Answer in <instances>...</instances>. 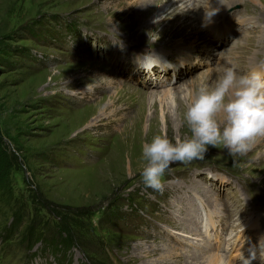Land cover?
Instances as JSON below:
<instances>
[{
  "label": "rangeland",
  "instance_id": "rangeland-1",
  "mask_svg": "<svg viewBox=\"0 0 264 264\" xmlns=\"http://www.w3.org/2000/svg\"><path fill=\"white\" fill-rule=\"evenodd\" d=\"M191 1L151 32L144 0H0V264H241L258 243L264 264V140L172 164L163 191L140 175L144 142L188 138L201 79L264 71V0H225L222 26ZM186 15L190 38L161 35ZM125 137L130 162L103 171Z\"/></svg>",
  "mask_w": 264,
  "mask_h": 264
},
{
  "label": "clouds",
  "instance_id": "clouds-1",
  "mask_svg": "<svg viewBox=\"0 0 264 264\" xmlns=\"http://www.w3.org/2000/svg\"><path fill=\"white\" fill-rule=\"evenodd\" d=\"M217 3V7H211L208 0L205 26L212 22L219 6L228 7L225 0ZM158 63L151 54L139 61L142 70L149 73ZM237 67L227 59L214 80L209 83L201 79L183 114L188 138L173 142L157 134L142 144L144 167L140 175L145 187L163 191V177L172 164L203 160L209 146L223 147L229 156H239L264 140V71L239 73ZM258 246L250 245L247 257L241 252V264H252L257 259Z\"/></svg>",
  "mask_w": 264,
  "mask_h": 264
},
{
  "label": "bare ground",
  "instance_id": "bare-ground-1",
  "mask_svg": "<svg viewBox=\"0 0 264 264\" xmlns=\"http://www.w3.org/2000/svg\"><path fill=\"white\" fill-rule=\"evenodd\" d=\"M151 1V0H150ZM149 0H144V2L142 3L143 7L142 9H144L143 11H145V14L148 15V13L153 10L154 8L156 10L153 11V15L150 17V21H152V23H150L148 25V27H151V32L154 31L156 29V26H154V24L165 18L166 16H170V18L172 17H175V16H178L179 13H182L184 14V12H182L180 9L181 8H184L183 6L185 4H192V1L191 0H170V2L168 0H158V1H155V6L151 7V3L152 1L150 2ZM149 5V7H148ZM147 6V7H146ZM232 6V5H231ZM223 8V7H222ZM229 7H224L223 8V11H227ZM149 9H151L149 11ZM141 12V11H140ZM223 13L222 12L221 14L219 13L218 15H215L212 20H215L216 21H219V25H223ZM143 15V14H142ZM226 16V15H224ZM187 18V15L186 17L181 20V18L177 21H179V24H175V23H172L170 25H168V28L164 31V33H162L161 35L163 36L164 34H166L167 32H170L172 31L170 34H169V37L170 39L174 40V39H177L178 37L181 38V42H184V36H187V38H190V33L188 32L186 34V31H188L191 27V22L186 19ZM201 19V18H200ZM149 21V22H150ZM177 23V22H176ZM212 23V22H211ZM172 27H175V29H173ZM177 33H176V32ZM221 31V30H220ZM162 36H159V37H162ZM177 46V45H176ZM176 49L178 50V47H176ZM180 50V49H179ZM181 51H183V49H181ZM184 52V51H183ZM186 53V52H185ZM251 64V63H250ZM252 68L253 66L255 65H251ZM256 67V66H255ZM254 70V69H253ZM255 70H258V69H255ZM259 71V70H258ZM100 112H98V117H100V120L103 118V116L106 114V111H105V107H103L102 109H99ZM98 110V111H99ZM105 111V112H104ZM83 116H86V113L82 114ZM107 115V114H106ZM87 117V116H86ZM102 117V118H101ZM96 122H93L92 125H95ZM123 131V130H122ZM127 132V131H126ZM129 136V135H128ZM134 136V134H133ZM124 137V136H123ZM145 141V140H144ZM138 143V142H137ZM140 143V142H139ZM120 150L118 151V153H116L112 160H113V163L110 164V166H107V168H104L103 171L107 170L108 172H111V173H117V171H119L116 175L120 174L123 169V165L126 163V161L130 162L131 158L129 157V153H128V150H131L129 149L130 147V142H129V139H127L126 137L122 139V142L120 143ZM140 145V144H139ZM132 146V145H131ZM137 147V146H136ZM140 147V146H139ZM132 148V147H131ZM139 149V148H138ZM137 152V150H135ZM131 152H134V151H131ZM135 153V152H134ZM134 153L132 155V158H134ZM136 157V156H135ZM130 158V160H129ZM138 159V158H137ZM261 159V157L259 158ZM140 162V161H139ZM144 162V161H143ZM115 163V165H114ZM116 163H119L120 165H117ZM126 170H130L129 166H127ZM250 225L255 228L256 225L254 223H250ZM257 227H258V224H257Z\"/></svg>",
  "mask_w": 264,
  "mask_h": 264
},
{
  "label": "trees",
  "instance_id": "trees-1",
  "mask_svg": "<svg viewBox=\"0 0 264 264\" xmlns=\"http://www.w3.org/2000/svg\"><path fill=\"white\" fill-rule=\"evenodd\" d=\"M65 240H66V239H65ZM70 240H71V238H70V239L68 238V240H67V243H68V245H66V246H67V248H70V247H71ZM65 248H66V247H65Z\"/></svg>",
  "mask_w": 264,
  "mask_h": 264
}]
</instances>
